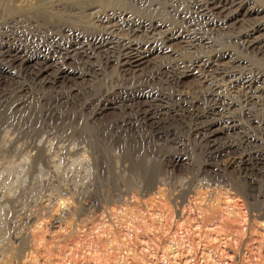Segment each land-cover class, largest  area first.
<instances>
[{
	"label": "rangeland",
	"instance_id": "374dc122",
	"mask_svg": "<svg viewBox=\"0 0 264 264\" xmlns=\"http://www.w3.org/2000/svg\"><path fill=\"white\" fill-rule=\"evenodd\" d=\"M45 1L0 0V45L15 28L21 37L9 42L34 58L0 57V264H264L263 57L213 31L206 37L213 47L199 54L241 61L235 78L255 80L254 91H241L240 82L228 87L218 76L201 82L187 75L185 88L170 76L159 83L127 77L104 53L92 63L80 55L64 59L66 73L53 89L41 71L47 41L83 43L104 34V27L51 15L84 4L62 0L55 8ZM247 1L264 11V0ZM106 9L153 17L132 0H115ZM152 20L183 27L177 19ZM172 48L181 55L172 56L177 61L196 54L178 43ZM76 86L80 95L69 100L65 94ZM183 91L187 104L176 99ZM156 98L164 107L150 108ZM226 104L235 109L242 134L220 131L216 147L200 133L222 122L205 112ZM150 115L157 124L148 123ZM134 116L148 121L136 126Z\"/></svg>",
	"mask_w": 264,
	"mask_h": 264
},
{
	"label": "bare ground",
	"instance_id": "6f19581e",
	"mask_svg": "<svg viewBox=\"0 0 264 264\" xmlns=\"http://www.w3.org/2000/svg\"><path fill=\"white\" fill-rule=\"evenodd\" d=\"M40 1H44L45 3H47L45 0H40ZM72 1L73 3L79 6H82V4H84L85 7L82 6V8L73 9L70 10L69 12L60 13V14H57L59 12L57 13L52 12L51 15L52 16L60 15L78 21H95L96 23H100V25H103L104 34L94 36L93 38H90L88 40L85 39L86 41H84L83 43L80 40H79L80 42L76 40L77 42H74L67 46L65 45V47H59L57 45L54 46V44H52L53 43L52 39L47 41L46 45L48 47L46 46V48H43L44 50H42V52L44 53L43 61L45 63L44 66L41 68L42 69L41 71L43 72L42 74L44 79L43 83L50 85L53 89L57 88L58 81H60L62 75H64L61 74V72L66 73L67 68L64 65H62L64 59L73 58L76 55H80L83 58H86L88 62H91L92 58L98 55L97 53L106 54V57H104L106 61L110 60L111 58H113L111 61L116 59L115 61L118 64H120L121 70L125 73L127 77L133 78V77L145 76V79L148 82L159 83L163 81L162 80L163 76H165L167 79L168 76H170V78H173L171 82L175 87L185 88L186 82L184 80H185V76L187 75L188 76L192 75V77H197L199 79L198 81L201 82L209 81V78H214L213 76L215 77L218 76L221 79L220 80L221 83L228 87L230 86V82H231L232 87L236 88V86L238 85L236 84V82H240L241 86L239 87L237 86V87L241 91L249 92V90L253 89L252 87L255 83V80L246 78L247 80L240 79L238 81L237 78L239 77L238 75L239 72L237 73L238 77L235 78L237 67L240 66L241 61L233 59L231 58V56L225 53L224 55L216 53L217 55H214L211 58L199 54L206 52L209 49L211 50V48L213 47L211 45V42L208 41L206 37L208 35H211L212 32L214 31L215 35L218 36L222 35V37L224 36L228 37L226 38L227 42L229 43L230 41L231 43H234V45H236L237 48H241L242 51H246V52L251 51L252 53L255 54V56L263 57L264 59V11L261 10V8H257L253 5H250L249 1L247 0H132L135 2L137 7L147 9L148 10L147 13H151L153 17L161 16L163 18H170L172 21L174 19L182 21L183 22L182 28L175 27L174 25H172V23H166L165 20L164 22L160 20L161 22L158 21L154 23L153 20H155V18L152 20L153 17H150L149 19H138L132 13L125 14L113 9L107 10L106 8L113 6L115 0H72ZM44 2L41 4L42 9H44ZM52 3L54 4L55 8H58L63 2L62 0H52ZM41 15L49 16L50 13L44 12ZM76 32L77 31L69 30L68 34L77 35ZM6 36L8 41L6 40L7 42H5L4 44L1 43L0 57L6 56L7 58L6 60L8 61H15V60L17 61L22 59L34 61V58L32 56H28L26 55V53H23L24 51L23 49L9 42L12 39L18 40V38L21 37V33L19 30L15 28H13V30H8L6 32ZM176 43L182 45V47L184 48V53H191V54L196 53L195 56L189 60L177 61V58L180 57L181 55L178 56V53L172 51L173 49L172 47ZM51 51L55 52V54L52 53L51 55ZM172 56H178V57L173 58ZM148 58H150V60L152 59L151 61L148 62L149 64L146 61ZM4 67L5 65L0 64V71L1 68ZM39 75L41 74H37V77ZM90 81L88 83H90ZM213 89L211 87V90ZM79 92H81V90L78 86L71 87L68 90V92H66L65 96L68 99L69 98L73 99L74 98L73 95L78 96ZM204 92L206 91L204 90ZM109 93H112V90L106 92V94ZM132 93H134V91ZM62 95L63 94L56 92L54 99H57V101L62 102L61 98L64 97ZM147 95L149 96V94ZM127 96L130 95L125 94L123 97H127ZM215 96L218 97L220 95L216 93ZM176 97H177L176 99H178L177 100L178 102L181 101L185 102L188 100L186 99L188 96L185 92L183 93V95L181 94L176 95ZM97 98L100 99L101 96L99 95ZM107 99L108 98H106L105 101H107ZM137 100H139V98ZM145 100L147 101V99ZM150 100L153 99L150 98ZM156 100L158 102L155 103V101H152L153 107L151 106L150 108L155 109V107L158 106L164 107V104L159 103V101H161L160 99L156 98ZM173 107H175V105ZM192 107L193 105L188 106V108H192ZM175 108L177 109V107ZM188 108L187 110L189 111L193 110ZM149 111L150 109H148V112L146 111V113L148 114ZM134 113L135 115H140L139 109H136ZM153 113L160 114L154 111ZM205 113L212 115V117L216 115H221L222 118L220 117V121L222 122L219 121L220 123L212 125L211 128L208 129L205 128L204 130H202L201 128L202 132L200 133V138L202 140L208 143H212V145H216L217 147L219 140L222 138L221 135L222 132L230 133V135L242 134L241 133L242 128L240 129L239 126L240 124L237 121L235 115V109L231 110L229 104L227 105V107L226 106L212 107L211 112L207 110ZM236 114L238 115V113ZM155 116L150 115V119L152 121H149L148 123L151 122L152 124L156 123L153 122L157 117ZM145 120L148 121L147 119ZM145 120L141 121L139 116H134V118L131 121L134 125L137 126V124L139 123L142 125L145 124L146 122ZM131 121H128L127 124L131 123ZM245 131L243 129V132ZM242 139L244 140V138ZM241 144L243 143L241 142ZM76 150H80V147L76 146ZM218 151L219 150H216L214 151V153L217 154Z\"/></svg>",
	"mask_w": 264,
	"mask_h": 264
},
{
	"label": "built area",
	"instance_id": "2783aa9c",
	"mask_svg": "<svg viewBox=\"0 0 264 264\" xmlns=\"http://www.w3.org/2000/svg\"><path fill=\"white\" fill-rule=\"evenodd\" d=\"M2 207H3V209H4V208H5V204H3V206H2Z\"/></svg>",
	"mask_w": 264,
	"mask_h": 264
}]
</instances>
